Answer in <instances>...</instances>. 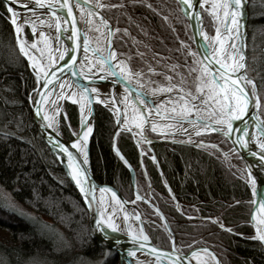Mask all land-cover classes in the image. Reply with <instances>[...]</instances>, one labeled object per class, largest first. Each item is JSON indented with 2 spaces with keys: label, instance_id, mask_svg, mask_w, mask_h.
<instances>
[{
  "label": "trees",
  "instance_id": "trees-1",
  "mask_svg": "<svg viewBox=\"0 0 264 264\" xmlns=\"http://www.w3.org/2000/svg\"><path fill=\"white\" fill-rule=\"evenodd\" d=\"M105 1L118 5L100 9L113 26L128 30L157 54L193 59L187 55V48L180 50L176 37L177 32L194 51L188 21L177 0ZM247 16L248 32L258 31L251 72L264 87V0H248ZM8 17L0 0V185L33 216L20 215L0 202V264H118L115 251L92 237L86 208L36 132L29 106L36 78L18 51ZM201 19L206 32L213 34V21L203 10ZM25 33L30 37L26 27ZM118 34L112 39L116 51L134 53V45ZM63 107L71 130L63 118L60 129L70 139L72 130L78 127V110L69 101ZM94 111V134L89 144L93 174L99 182L112 184L130 200L128 170L110 146L114 117L100 104H95ZM198 137L216 142L225 150L231 147L220 133ZM117 145L135 171L138 191L148 193L150 187L130 136L119 131ZM153 149L175 197L186 205L182 206L183 213L213 217L234 230L230 233L208 219H189L179 213L161 183L155 164L143 156L154 202L180 243L188 249L198 241L199 245L208 246L222 264H264V246L251 239L255 231L250 224V188L221 152L166 141L154 143ZM142 206L146 213L141 215H150L155 221L144 224L146 232L156 245H166L168 237L158 225L159 217L145 203Z\"/></svg>",
  "mask_w": 264,
  "mask_h": 264
},
{
  "label": "snow or ice",
  "instance_id": "snow-or-ice-1",
  "mask_svg": "<svg viewBox=\"0 0 264 264\" xmlns=\"http://www.w3.org/2000/svg\"><path fill=\"white\" fill-rule=\"evenodd\" d=\"M177 3L181 6L184 15L194 20L197 25L193 39L199 36L203 40L196 51L189 48L187 53L188 56L193 57V64L198 65L190 69L191 73H196L195 92L185 91L183 87L172 84L171 77L167 78L169 86L154 88L150 93L144 91L145 86L139 80L141 73L134 72L130 64L121 59L122 54L113 47V30L109 28L108 21L95 11L117 5H105L102 0H27L24 3L20 0H5L6 11L11 15L10 22L14 28L18 51L27 58L35 74L37 86L33 89L34 95L30 96V99L36 106V115H42V120L46 122L42 127L52 130L48 141L67 158V174L75 182L89 207H93L96 202L95 193L98 187L84 167L89 163L88 145L90 137L94 134V126L91 123L93 97L96 98L97 103L106 104L114 112L117 129L132 131L130 125H134L138 130L134 135L140 137L137 140L138 146L144 142L149 144L152 142L145 136L146 125L150 124L151 131L159 130L162 135H166L173 129L187 133L188 129L183 128V124L188 123L194 129L220 133L228 139H232L235 135L232 143L241 148L247 149L250 142L253 143L258 151H251L250 154L254 157L259 156L260 161L264 162V117L260 115L264 100L259 94L255 81L247 75V60L244 53L246 45L241 32L245 26L242 21L246 17V0H177ZM18 8L26 11L22 14L16 10ZM41 10H45L50 15L45 18ZM200 10L207 11L218 25L222 23L223 31L217 26L216 35L209 37L203 31ZM38 11H41L40 15H37ZM74 12L80 14L79 18ZM96 17H99L98 23ZM20 19L24 20V24L19 23ZM53 20L56 33L54 37L40 30L38 38L31 43L28 42L24 35L26 25L31 27L33 36H36L38 29L44 26L51 29ZM81 23L86 25V29L78 27ZM102 29H107V32ZM115 31L118 32L119 29ZM91 33L98 35L92 36ZM181 43L183 45V42ZM68 73L71 77L83 78L89 83L93 79L101 81L111 79L114 85L123 88V95L120 97L113 95L110 100H102L97 87L81 84L79 79H64L63 77ZM57 86L59 92L55 91ZM177 89L179 92L177 99H169L167 102V105H171L170 114L162 117L171 122L158 126L157 123L152 122V117L153 113L161 116V106L155 104V101H150L149 96H155L157 93L171 94ZM51 96L56 98L50 100ZM66 99H71L80 106V129L72 130L75 140L70 144V148L75 151H71L69 146L59 139L61 136L57 119L61 112L59 101ZM45 102L52 106L54 110L52 115L44 111ZM63 119L65 121L69 119L66 113ZM238 123L241 126H237ZM68 127L71 130L70 124ZM195 134L200 135L201 132L196 131ZM188 142L191 143V139ZM113 147L115 150V144ZM236 151V149L232 150V152ZM231 154L224 153L225 159L229 162ZM117 155L124 160L118 150ZM141 155L144 153L142 152ZM152 159L155 160V157ZM124 162L127 164L126 160ZM261 166L264 167V164ZM237 171L241 170L237 169ZM241 177L245 179L256 198L250 203L254 206L259 204L258 212L251 217L256 230V235L251 239L264 243V177H255L250 165L245 166ZM99 192L102 194L110 192L111 201L122 205L115 190L99 187ZM139 200H143V197L137 194L135 200L130 202L135 204ZM99 204L100 219L96 222L97 229L104 224L112 231H117V226L111 221V217L104 219L107 209L104 207L103 197ZM133 216L135 221L143 224L138 213H134ZM124 221L128 225L127 213L124 215ZM213 222L219 223L225 231L234 232L219 220ZM128 227V234L133 244L138 245L135 250L128 251V256L135 257L137 251L145 250L149 237L142 227L138 231H132L131 225ZM173 251L179 252L175 243H173ZM151 254H156L157 260L161 256L168 257L170 264H184L185 259L188 260V264H192L193 261L195 264H220L216 255L207 247H199L198 241H194L188 246L187 252L180 253L174 259L170 253H160L156 248H151Z\"/></svg>",
  "mask_w": 264,
  "mask_h": 264
},
{
  "label": "water",
  "instance_id": "water-1",
  "mask_svg": "<svg viewBox=\"0 0 264 264\" xmlns=\"http://www.w3.org/2000/svg\"><path fill=\"white\" fill-rule=\"evenodd\" d=\"M1 1H2L3 5L5 6V9H6L5 0H1ZM20 2L21 3H24V2H27V0H20ZM246 4H248V0H246ZM179 9H180L181 13L184 15V12L181 10V6L180 5H179ZM16 10L19 11V12H21L22 14L26 11L23 8H18ZM41 11L44 12V17L45 18H47L50 15L45 10H41ZM41 11H38L37 14L40 15L41 14ZM95 11H97L99 13V16H102L104 19H106L108 21L109 28H111L114 31L115 27L101 13L100 9H96ZM74 14L78 18L77 12H74ZM8 15H9L8 20L10 22L11 21V15L9 13H8ZM185 18L188 21V26H189V29H190V32H191V37H192L193 45H194V48H195V51H196L200 47V45L203 43V40L199 36H196L195 39H193L194 32H195V27H197V25L195 24V21L194 20H190L187 16H185ZM247 18H248V16H247V7H246V17H245V20L242 21V23L245 26L241 29V32L243 34L242 38H243V41H244V44L245 45H246V39H247ZM96 21L98 23L99 17H96ZM51 22H52V25H53L52 28H53L55 26V22H54V20L51 21ZM23 23H24V21H22L21 24H23ZM10 24H11V22H10ZM78 27L81 28V29H86V25H84L83 23L79 24ZM202 28H203V31L206 32L203 25H202ZM12 30H13V33H14L13 26H12ZM105 30H107V29H105ZM208 36L210 37L209 34H208ZM14 37H15V33H14ZM244 53L246 55V60H247L246 47L244 48ZM24 59L26 60L27 65H28V68L30 69V71L34 74L33 69L29 66V61L27 60L26 57H24ZM34 76H35V74H34ZM63 78L64 79L71 78V79H74V80L75 79H79V82L81 84H89L90 87H94L97 84H108L109 85V96H110V98L113 95H116L118 97V94L116 92V85H114L112 83L111 79L104 80V81H101L99 79H93L92 82L89 83L88 80H85L83 78L71 77V74L70 73H68L67 75H65ZM36 86L34 88H36ZM33 89L30 92V96H33L34 95ZM41 90L44 91L43 89H41ZM55 91H56V89H55ZM36 98L38 99L39 97H36ZM149 100L150 101H153V100H151L150 97H149ZM62 101H61V104H62ZM96 103H97L96 102V99L93 97V103H92V108H93L92 117H93V119L91 121L92 125H93L94 114H95L94 106H95ZM97 104H100L101 106L105 107L106 109H108L113 114V116H114V128L112 130V134H111V137H110V146H111V149L115 152L116 155H117V150L119 151V153L121 155H123V153L121 152V150L119 149V147L117 145V139H116L117 132L118 131H123V130L122 129H117V127H116V125H117V118L114 115V112L111 111L109 109V107L107 105H105L104 103H97ZM76 105L78 106V109H79V121H78V128H77L76 131H79V129H80V108H79V104H76ZM29 106H30V113H31L32 122H33V125H34L35 129H36V132L38 133L40 139L46 145V147L48 148V150L50 151V153L52 154V156L54 157V159L57 161L58 165L62 168V170H63V172H64V174H65L68 182L75 189V191L77 192V194H78L81 202L83 203L84 207L86 208V210L88 212L89 230H90V233H91L92 237L100 245H102V246H104L106 248H109V249H112L113 251H115V253L117 255V258H118V264H170L169 258L166 257V256H161L160 259L157 260L156 254H151V248H156L157 251L160 252V253H170L171 254V257L173 259L177 255H179L180 253H183V252H187L188 251V249H186L179 242L178 238L176 237V235L174 234V232L170 228V225H169L167 219L165 218V216L163 215V213L161 212V210L156 205H154L152 202H150L149 200H147L144 197L143 194L139 193V191L137 189L135 171H134L133 167L131 166V164L129 163V161L127 160V158L123 155L124 160H121L120 157L117 155L118 158L122 161V163L126 167V169L128 170V173H129V176H130V181H131V186H132V192H133V199H131V200H127L126 198H124V196L112 184L104 183V182H99L95 178V176L93 174V171H92L91 160H90V152H89V145H88L89 163L87 165H85L84 167L87 169L88 176L98 186L97 187V190H96V193H95V195H96V202L94 203L93 207H89L85 203V200H84L83 196L81 195L79 189L77 188L75 182L72 181L71 178H70V176L67 174V168H66L67 158L63 154L59 153L58 149L53 148V146L49 143L48 136H49V134L51 133L52 130L51 129H47L45 127H42V124H44L46 122H44L42 120V115L41 116H37L36 115V106L34 105L32 99H30V97H29ZM161 116H163V115L161 114ZM193 118H195V117H193ZM249 119H250V117H249ZM237 126H241V125H239V123H238ZM249 128L250 129L252 128L251 124L249 125ZM59 131L61 133V136L59 137V139L61 140V142H63L66 146H69V148H70V144H71V142H73L75 140V137L72 136V138L67 139V138H65L63 136L60 128H59ZM124 132H129L130 133L133 142L136 144V146L138 148V155H139L140 165H141V168L143 170V173H144L145 177L147 178V180L149 182V186L151 187V184H150V181H149V178H148V175H147V172H146L144 163H143V159H142V156L143 155H141L142 152L144 153V155H146V152L144 150H142V148H141L140 145L139 146L137 145V140H139V138L136 135H134L135 132H133V131H124ZM201 133H209V132L208 131H204V132H201ZM176 134L177 135L180 134V135L189 136L186 133H172V132L169 133V135H176ZM195 135L196 134H193L192 135L193 138L191 139V141H192L191 143H189L188 141H179V140H176L174 138H168V137H165L164 140L169 141V142H174V143H181V144H185V145H192V146L193 145H199V146H205V147H213V145H215V147H213V148H215L218 151H220L223 155H224V153H230L229 151L222 149L217 143H213V142H209V141H205V140L196 139L195 138ZM226 139L231 143L232 150L233 149H236L237 150L236 152H233V153H236V154L238 153L237 155L239 156L240 160L243 162L244 168H245L246 165H250L251 168H252V171H253V175L255 177H264V167L261 166L262 164H264V162L260 161L259 156L254 157V156H252L250 154L251 151H258V149L255 147V145L250 142L249 148L245 149V148H241L239 145H234L232 143V139H235V135H233L232 139H228V138H226ZM149 140H151V139H149ZM89 144H90V140H89ZM114 144L116 146V149L115 150H114V147H113ZM70 150L71 151H75V150H72L71 148H70ZM149 157L151 158V160L154 162V164L156 166V169L158 171V174L160 176V179H161V182H162L164 188L166 189V191L169 194V196L174 200V204H175L176 210L179 213H181L184 216H186V217H194V216L186 215V214H184L182 212V210H181V204L182 203L175 197L172 188L168 184V182H167V180H166V178H165V176H164V174H163V172L161 170V167L159 165V162H158L157 157H156L155 153L153 152V150H151V154L149 155ZM152 157H155V160H153ZM81 159H82V157H81ZM125 160L127 161V164H125V162H124ZM99 187H107V188H110V189L115 190L117 192L118 199H120L121 202H122V205H117V204H115L114 202L111 201V193L110 192L109 193H103V194L100 193L99 192ZM250 190H251V188H250ZM137 194H139L141 197H143V200H139V201H143L144 203H146L158 215V217L160 218V221H161L160 222V227L165 231V233H166V235L168 237L169 244L162 245V246L156 245L151 240V238L149 237V235L147 234V232L145 231V229H144V219L142 218V216L140 214V211L138 210L136 204H132L130 202L132 200H135ZM251 195H252V200L256 199L253 196L252 191H251ZM101 197H104L105 198V205H104V207L107 209L106 214L110 213V214L114 215V218L115 219H117V215H115V214H117V210L113 209V205L115 204L118 207V209L122 211L121 214L123 215V217H124L125 213H127L129 215V219H132L133 223L135 224V228H136L135 230H132V231H138L141 227L143 228L144 233L149 237L148 245H147V247L145 248L144 251H137V255L135 257H129L128 256V251L129 250H135L138 247V245H134L133 244V242L131 240V237L128 234L129 233V229H126V231H123L122 229H120L116 225L118 230L117 231H112L111 228L107 227L104 224H102L101 227L99 229H97L96 222H97L98 219H100V215H99V212H98V208L100 207V204H99L100 199L99 198H101ZM145 201H147V202H145ZM109 205H111V206H109ZM257 206H259L258 203L255 206L252 205L251 217L253 215V211L255 210V208ZM157 210H158V212H157ZM134 213H138L140 215L141 220H143V224H140L138 221H135L134 220V216H133ZM161 217H163V218H161ZM195 217L196 218H205V217H201V216H195ZM104 219H105V217H104ZM206 219H208V220H210L212 222L213 221H216V219H214L213 217H206ZM251 223L253 225L252 220H251ZM215 224L220 229H222L220 227V224L219 223H215ZM225 227L231 228L230 226H226V225H225ZM254 230H255V228H254ZM255 235H256V230H255ZM173 243H175V246H176V248L179 249V252L173 251ZM262 245L264 246V243H262ZM199 247L203 248V247H207V246H199ZM207 248L211 252H213L209 247H207ZM216 257L220 261V259L218 258L217 255H216ZM139 258H141L144 261H147V260L148 261H147V263H141L139 261ZM184 264H188V260L187 259L184 260ZM192 264H195V261H193ZM220 264H222L221 261H220Z\"/></svg>",
  "mask_w": 264,
  "mask_h": 264
},
{
  "label": "rangeland",
  "instance_id": "rangeland-1",
  "mask_svg": "<svg viewBox=\"0 0 264 264\" xmlns=\"http://www.w3.org/2000/svg\"><path fill=\"white\" fill-rule=\"evenodd\" d=\"M102 3H104L105 5H108V3L105 0H102ZM205 12L209 15V13L207 11H205ZM77 15L79 18L80 14L78 12H77ZM209 17L212 19L213 24H214V32H213V34L210 35V37H214V35L216 33L217 26L221 27V26H223V24L221 23L218 25L217 22L213 19V17L211 15H209ZM168 21L170 22L171 25H173L172 20H168ZM25 27L28 29V32L30 31L29 32L30 37H28L26 35L27 39L29 41L33 42L34 36L31 33V31H32L31 27L27 26V25ZM114 27H115V29L113 31V33H114L113 37L115 35H117L118 33L119 34L121 33V36L123 35V38L130 41L135 47L134 53H129V54L120 53V54H122L121 59L126 60L130 64V66L134 72L141 73L139 80H140V83L145 86L144 87L145 92L150 93L151 90L154 88H159L161 86H163V87L169 86V80L167 79L168 77L172 78V80H171L172 84H175L179 87H183L185 89V91L191 90V91L195 92L196 73H191L190 69L193 67H198V65L193 64V59H187L186 60L185 56H183L180 59H177L174 57H169L168 55L164 56L161 54H157L148 44L140 42L138 39H136L134 36H132L128 30H126L124 28H118L116 26H114ZM44 28L50 29L47 26H44ZM188 28H189V26H188ZM41 29L43 30V28H41ZM116 29H119V31L118 32L115 31ZM125 30H126V32H125ZM91 35L96 36L98 34L97 33H91ZM190 35H191V32H190ZM257 36H258L257 30H253L252 32L249 33L248 29H247V39H246L247 74L249 77H251L255 81V83L257 85V89L259 91V94H260L262 100H264V87L261 84H258L256 82L254 75L251 72V65L253 67V59H254V56L256 55L255 50L258 47ZM176 37L179 41L180 50H182L183 48H187L189 50V45L187 44V42L184 39L181 38V36L177 32H176ZM102 41H103V38H101V42ZM181 42H183V45ZM194 51H195V49H194ZM128 58H131V59L129 60ZM252 70H253V68H252ZM176 93L179 94L178 89L174 90V92L171 94H176ZM157 94H168V93H157ZM171 99L175 100V98H171ZM65 101L72 102L71 99H66V100L62 101V104L60 105L61 112H60V115L58 116L60 126H61V124H60L61 118H63L64 114L66 113L64 110V107H63V104ZM155 104L160 105V106L163 105V107L165 108V106L167 105V102H163V104L155 102ZM170 109H171V105H167V111L169 113H170ZM77 110H78V121H79L78 106H77ZM260 115L262 117H264V107L261 108ZM170 122L171 121H169L167 119L161 120L160 126H162L163 124H166V123H170ZM66 124L69 125L68 120L66 121ZM60 126H59V128H60ZM146 130H147V127H146ZM152 137H157V135H152ZM167 137H171V138H174V139L179 140V141H189V139L193 138L192 136L189 137V136L180 135V134L174 135V136L167 135ZM195 138L201 139L198 137V135H195ZM194 146L208 149L212 153V151L210 150L211 147H203V146H197V145H194ZM144 151L147 152L148 154H150V152H148L146 149H144ZM227 151H229L232 154H231L230 162H229V160H226L225 156L222 154L224 156L225 161L229 163V165L232 167V169H236V170L240 169L241 171H239V172L241 173L244 166H243V163L240 161L238 155L236 153H233L231 151V149H228ZM152 189H153V187H151L149 189V192H151ZM0 202L3 205H5L7 208L16 211L20 215H23L26 217H32L33 216L30 211L25 209L21 203L17 202L11 196V194L7 190H5L1 185H0ZM182 206H186V205L181 204V210H182ZM113 209L117 210L118 207L114 204ZM148 216L150 217V215H148ZM250 221H251V219H250ZM158 225L160 227V222H158ZM203 246H205V245H203Z\"/></svg>",
  "mask_w": 264,
  "mask_h": 264
},
{
  "label": "bare ground",
  "instance_id": "bare-ground-1",
  "mask_svg": "<svg viewBox=\"0 0 264 264\" xmlns=\"http://www.w3.org/2000/svg\"><path fill=\"white\" fill-rule=\"evenodd\" d=\"M29 15H31V14L29 13ZM37 15H38V14H37ZM22 21H24V20H23V19H20L19 23H22ZM42 28H43V30H42V29H38V31H37V33H36V36H34V40L38 38V35H39V31H40V30L44 31V32H45L47 35H49L50 37H54V36L56 35V33H55V26H54L52 29H46V28H44V27H42ZM221 29H222V31H223V26H221ZM102 31H104L105 33L107 32V30H105V29H103ZM215 35H216V33H215ZM28 42L31 43L32 41H29V40H28ZM103 43H104V41L101 42V44H103ZM85 70H87V69H85ZM94 87H97V88L99 89L100 99H102V100H110V96H109V85H108V84H97V85H95ZM59 91H60V89H59V87L57 86V88H56V92H59ZM116 92H117V94H118V97L122 96V95H123V88H122L121 86L116 85ZM178 95H179V94H157V95H155V96H151V95H150L149 97L151 98V100L163 104V102H168V100L171 99V98H175V99H177ZM55 98H56L55 96H51V97H49L50 100H51V99H55ZM94 98H95V97H94ZM95 99H96V98H95ZM61 101H62V100H61ZM61 101H59V105L61 104ZM105 105H106V104H105ZM43 107H44V111H47V112L49 113V115H52V114H53V111H54V110L52 109V106H51L49 103L45 102ZM108 107H109V106H108ZM79 108H80V106H79ZM161 114H162L163 116H157V115H155V113H153L152 122L157 123L158 126H160V122H161V120H164V118H162V117L167 116V115L170 114V113L166 110V108L163 107V105H161ZM57 119H58V117H57ZM121 122H122V121H121ZM146 126L151 127L150 124H149V125H146ZM130 127L132 128V131H133V132L136 133V132L138 131L137 129H135L134 125H130ZM183 128L188 129V131H187L186 134H188L190 137H191L193 134H195L196 131L204 132V131L201 130V129H194V128H193L191 125H189L188 123H184V124H183ZM171 132H172V133H185V132H182V131H180V130H178V129H173ZM99 199H101V198H99ZM103 199H104V201H105V198H104V197H103ZM99 202H100V201H99ZM258 208H259V206H257V207L255 208V210L253 211V214L258 212ZM121 212H122L121 210L117 209V214H115V215H117V219H115V218H114V215H112V214H110V213H108V214L105 215V219H109V217H111V221H112L115 225H117L120 229H122L123 231H126V229H129L128 225H131V230H135V229H136V228H135V224L133 223L132 219H129V221H128V225H126V224H125V221H124V217H123V215L121 214ZM257 218H259V216H258ZM139 261H140L141 263H147L148 260H147V261H144V260H142L141 258H139Z\"/></svg>",
  "mask_w": 264,
  "mask_h": 264
},
{
  "label": "flooded vegetation",
  "instance_id": "flooded-vegetation-1",
  "mask_svg": "<svg viewBox=\"0 0 264 264\" xmlns=\"http://www.w3.org/2000/svg\"><path fill=\"white\" fill-rule=\"evenodd\" d=\"M30 32V31H29ZM110 112V111H109ZM147 127V130L145 131V136L147 137V139L149 140V139H151V144H149V143H147V142H144V143H142L140 146H141V148L144 150V149H146L147 151H150V150H153L154 151V149H153V144L154 143H157V142H161V141H165L164 140V137L165 136H167V135H169V134H166V135H162L161 133H160V131L158 130L157 132H153V131H151V127H148V126H146ZM129 136H130V138H131V140H132V137H131V135H130V133L129 132H126ZM152 135H157V137H152ZM138 136V135H137ZM139 137V136H138ZM139 139H140V137H139ZM132 142H133V140H132ZM133 144H134V146L136 147V149H137V152H138V148H137V146H136V144L133 142ZM147 172V171H146ZM143 195H144V197L147 199V200H149L150 202H152L154 205H156L155 204V196L151 193V192H148V193H142ZM131 199H133V193H132V198ZM142 202L143 201H136V206L139 208V210H140V212L143 214H145L146 212H145V209L143 208V206H142ZM144 203V202H143ZM146 204V203H145ZM157 206V205H156ZM158 207V206H157ZM159 208V207H158ZM143 219H144V224L145 223H149V222H152V223H155V221L151 218V217H143ZM167 244H169V241H168V243ZM160 246V245H159ZM162 246V245H161Z\"/></svg>",
  "mask_w": 264,
  "mask_h": 264
}]
</instances>
